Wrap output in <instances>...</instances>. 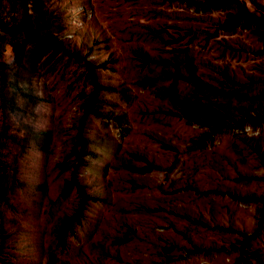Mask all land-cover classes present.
<instances>
[{
  "label": "rangeland",
  "instance_id": "obj_1",
  "mask_svg": "<svg viewBox=\"0 0 264 264\" xmlns=\"http://www.w3.org/2000/svg\"><path fill=\"white\" fill-rule=\"evenodd\" d=\"M45 1L64 18L61 35L69 50L95 64L112 57L113 70L95 73L102 85L126 88L127 99L100 94L104 112L124 114L125 135L87 116L83 137L92 155L84 158L88 168L80 167L75 176L94 199L59 245L61 221L77 206L74 187L63 195L62 185L71 175L66 167L74 156L68 154L91 85L74 58L57 54L45 60L31 79L41 101L29 121L50 132L51 144L47 153L18 154L21 184L0 210L6 237L0 264H264V125L189 149L204 130L179 115L168 97L152 92L171 82L173 56L182 49L201 81L217 85L225 72L240 84L238 92L263 91L259 41L246 29L223 31L226 10L198 12L164 0ZM239 1L256 11L264 3ZM10 47L0 36V52ZM4 61L10 63L6 54ZM142 79L146 86L138 84ZM175 95L183 106L196 99L183 81L175 84ZM198 102L233 118L264 108L260 98ZM147 166L153 167L137 170Z\"/></svg>",
  "mask_w": 264,
  "mask_h": 264
},
{
  "label": "trees",
  "instance_id": "obj_2",
  "mask_svg": "<svg viewBox=\"0 0 264 264\" xmlns=\"http://www.w3.org/2000/svg\"><path fill=\"white\" fill-rule=\"evenodd\" d=\"M168 3L183 4L186 8L207 12L211 10H226V16L219 24L223 31H232L235 28L246 29L260 43L259 54L264 53V3L257 5L256 10H248L239 0H164ZM75 14L85 15L84 11ZM64 18L61 14L50 8L45 0H0V36L6 43L14 47L0 52V210L7 206V194L18 184L19 178L17 158L18 154L35 149L47 153L51 144L50 132L36 130L29 121L35 117V106L41 98L33 91L31 79L37 70L43 66L46 59L54 55H65L82 63L85 75L91 85V91L82 105V115L79 119L76 139L72 145L69 156H74L73 162L66 169L71 170L69 179L62 185V194L65 195L71 187H74L78 197L77 206L71 215H65L58 229V244L64 245L68 233L72 232L76 225L81 223L83 210L89 200L94 197L87 192L83 183L78 181L76 173L80 167L87 169V161L92 153L88 148L91 143L83 137V127L87 116L99 118L104 128L114 127L121 131L124 114L115 112L113 109L103 111L106 101L100 96L101 92H116L123 99H127L126 88H115L111 85H102L98 82L95 69L113 70L109 63L112 57L101 63L95 64L87 60L86 56H80L78 52L69 50L65 45L61 31L63 30ZM185 49L179 50L173 56L172 72L169 73L171 82L166 85L155 86L150 81L149 85L155 96L171 100L173 106L180 111L182 117L190 120L191 124L204 130L197 139L191 141L189 149H203L212 143L216 136L229 134L233 131H243L248 128L254 132L264 125V108L258 106L250 108L249 115H240L237 118L227 117L220 110L211 108L208 104L200 106L198 100H210L212 98H232L237 101H255L264 99V90L254 95L247 96L238 92L240 84L225 72L221 73L217 85L201 81L192 75V68L186 59ZM92 49L86 48V54ZM10 57V63L6 64L4 55ZM44 59L42 62H40ZM165 65L170 64L167 60ZM180 65L184 71H180ZM179 81L186 82L191 86L194 94L193 101L182 100L175 95V84ZM139 85L146 86L147 79L138 81ZM99 148V146H97ZM136 158V157H135ZM147 166L138 168L144 172L152 168ZM238 199H243L237 196ZM254 200L247 198L243 200ZM225 231H232L230 228ZM5 235L0 225V253L4 245Z\"/></svg>",
  "mask_w": 264,
  "mask_h": 264
}]
</instances>
